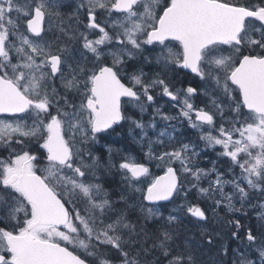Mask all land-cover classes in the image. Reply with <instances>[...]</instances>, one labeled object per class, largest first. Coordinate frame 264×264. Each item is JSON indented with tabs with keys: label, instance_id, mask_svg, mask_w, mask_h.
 <instances>
[{
	"label": "snow or ice",
	"instance_id": "6c2138e0",
	"mask_svg": "<svg viewBox=\"0 0 264 264\" xmlns=\"http://www.w3.org/2000/svg\"><path fill=\"white\" fill-rule=\"evenodd\" d=\"M0 264H264V0H0Z\"/></svg>",
	"mask_w": 264,
	"mask_h": 264
},
{
	"label": "flooded vegetation",
	"instance_id": "af4514ba",
	"mask_svg": "<svg viewBox=\"0 0 264 264\" xmlns=\"http://www.w3.org/2000/svg\"><path fill=\"white\" fill-rule=\"evenodd\" d=\"M65 12L68 11V9H65L64 10ZM115 17H113L114 19ZM104 16H103V18ZM101 19V21L103 22V20ZM172 46V45H171ZM149 48L151 49V46H149ZM159 51V48H156L155 49V52H158ZM149 53L146 52L145 55H148ZM155 53H153V56H154ZM156 71H158V69L154 66L152 67H148V66H145L144 67V72L148 75L149 78L152 77L153 73H155ZM179 76V78L181 80H183V83H177L176 84V87H187V81L188 79L190 78L189 76H186L184 75L183 73H179L177 74ZM159 91V90H157ZM167 99L166 98H163V99H160L158 100L157 104L154 105L153 107H163V110L169 114L167 111H169V109L167 108ZM207 102V99L203 96H200V97H197L196 100H195V103L198 105V106H203V104ZM127 115H130V116H133L134 118L136 119H139L140 118V113H139V110L138 109H132L131 106L129 105V111L127 112ZM152 117V111L149 110L148 113H146L143 117V119L145 121H149ZM158 119V118H157ZM122 124V127H115V131L114 132H111L109 133L107 136H105L103 139H101L99 141V143L96 145V152L95 154L97 155H103L105 158H107V147L110 146L114 152H119V156H123V155H126V154H129L131 153L132 155L136 156L137 158L141 159L143 158V152L141 151V148H140V145L137 144L135 142V140L132 138V136L129 134V125L127 122H121ZM161 127H163V123H161ZM177 128H181L179 123H177ZM159 130V129H157ZM114 139H117V140H121V139H127V144L131 146V143H134V144H137L138 145V148L140 150H136V151H133L131 152L130 150H128L126 147H121V146H114L115 142L113 141ZM200 148H202V144L200 145ZM3 155H7L6 152L2 153ZM119 156H116L115 159L117 162H119ZM209 156V155H208ZM206 156V161H210L209 157ZM204 157V156H202ZM200 158V165L201 167H205L203 165V158ZM155 164L153 163H150L149 164V167H150V171L152 173L153 176L155 175H160L162 174V170L160 168H157L156 166H154ZM209 166V165H208ZM206 166V167H208ZM113 179V182H116L118 183L119 180H120V176H115V177H110Z\"/></svg>",
	"mask_w": 264,
	"mask_h": 264
},
{
	"label": "trees",
	"instance_id": "16d2710c",
	"mask_svg": "<svg viewBox=\"0 0 264 264\" xmlns=\"http://www.w3.org/2000/svg\"><path fill=\"white\" fill-rule=\"evenodd\" d=\"M167 108L169 109V111H167V112L170 115H175L176 114V110L172 108L171 104H167ZM186 129H187V125L185 124L184 128H177V132H183L187 136H195V135H197L195 132L186 131ZM113 141L115 142L114 146H118L119 145L121 147H126L131 152L136 151V150H140L138 148V146L135 147V145L133 143H131V146L128 145L127 144V139H121V140L114 139ZM204 151L206 153H205V156L203 158V165L206 167V166L209 165V163L206 161V156L209 155L208 156L209 159L212 160V159L215 158V155L213 154V152H211V150H204ZM108 179H109L110 183H108L106 186L109 187L110 189L114 188L117 183L113 182V179L110 178V177ZM182 197H183L182 194H180V198H177L175 201H173V203H170V204L169 203H164L165 204V209L170 210L172 204H175L177 202H178L177 204L182 203L183 202ZM188 200H190L192 202H195L197 200V193L195 191L189 192L188 193ZM165 209H162V211H163L164 215L167 216L168 212ZM209 214L211 215V213H209ZM221 215H223V213H221ZM186 226H187V228L191 229L192 232L198 231V229L194 228L191 224H186ZM150 227H152V226L150 225ZM184 227H185V225H181V230H183ZM190 234H191V232H189V235Z\"/></svg>",
	"mask_w": 264,
	"mask_h": 264
},
{
	"label": "rangeland",
	"instance_id": "374dc122",
	"mask_svg": "<svg viewBox=\"0 0 264 264\" xmlns=\"http://www.w3.org/2000/svg\"><path fill=\"white\" fill-rule=\"evenodd\" d=\"M103 18V16H101V19ZM103 20V22H105V20L104 19H102ZM107 23H111V21L109 20V21H106ZM169 46H171V45H169ZM205 103H207V102H205ZM204 103V104H205ZM160 130V129H159ZM159 130H157V131H159ZM214 155H215V153H213ZM153 164H155V162H152ZM154 166H156V164L154 165ZM204 186H206V182H205V185ZM185 187H187V185H185ZM181 194H182V196H184V192H181ZM178 203V202H177ZM177 203H175V204H172L171 205V208H173L175 205H178ZM180 204V203H179Z\"/></svg>",
	"mask_w": 264,
	"mask_h": 264
},
{
	"label": "water",
	"instance_id": "95a60500",
	"mask_svg": "<svg viewBox=\"0 0 264 264\" xmlns=\"http://www.w3.org/2000/svg\"><path fill=\"white\" fill-rule=\"evenodd\" d=\"M160 203H167V202H160Z\"/></svg>",
	"mask_w": 264,
	"mask_h": 264
},
{
	"label": "bare ground",
	"instance_id": "6f19581e",
	"mask_svg": "<svg viewBox=\"0 0 264 264\" xmlns=\"http://www.w3.org/2000/svg\"><path fill=\"white\" fill-rule=\"evenodd\" d=\"M206 153V152H205ZM208 156V155H207ZM204 158V157H203ZM205 161V160H204Z\"/></svg>",
	"mask_w": 264,
	"mask_h": 264
}]
</instances>
